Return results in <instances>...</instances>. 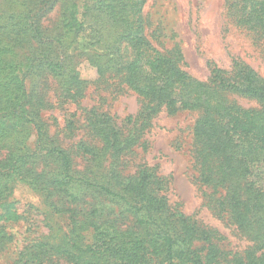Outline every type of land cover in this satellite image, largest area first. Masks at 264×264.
Returning <instances> with one entry per match:
<instances>
[{"label": "trees", "instance_id": "obj_1", "mask_svg": "<svg viewBox=\"0 0 264 264\" xmlns=\"http://www.w3.org/2000/svg\"><path fill=\"white\" fill-rule=\"evenodd\" d=\"M147 1L0 0V264H264V75L233 54L195 76ZM224 6L264 60V0ZM130 91L138 109L120 116L110 102ZM181 112L195 117L192 181L242 251L172 200V173L137 160Z\"/></svg>", "mask_w": 264, "mask_h": 264}, {"label": "rangeland", "instance_id": "obj_2", "mask_svg": "<svg viewBox=\"0 0 264 264\" xmlns=\"http://www.w3.org/2000/svg\"><path fill=\"white\" fill-rule=\"evenodd\" d=\"M224 4L225 0H148L146 10L149 12L150 20L155 24L160 23L163 27L165 36L161 39L165 40L167 45L180 43L188 69L195 76L201 79L208 77L210 59L223 67H229L233 54L244 56L264 75V60L259 49L248 36L228 23L224 15ZM57 10L58 8H55L48 15L46 22L56 17ZM81 73L82 76L92 79L96 75V70L89 64L83 63ZM90 94L85 99L87 104L93 103L94 98H97V95ZM241 103L251 104L247 100H241ZM110 106L118 115L124 116L135 113L139 103L137 95L130 91L111 101ZM64 112L63 109L53 108L46 114L55 117L63 125ZM194 119V114L188 112H181L175 116L162 115L157 125L146 135L149 142L148 150L140 154L137 160L144 156V159L150 163L158 162L163 173H172L174 175L171 185L172 200L181 202L187 212L198 213L205 223L217 227L225 237L221 244L226 249L242 251L248 241L203 205V195L192 181L188 149L192 140L189 128ZM12 226L18 231V241L21 243L25 236L22 224L15 222ZM39 231L46 232L47 228L42 226Z\"/></svg>", "mask_w": 264, "mask_h": 264}]
</instances>
